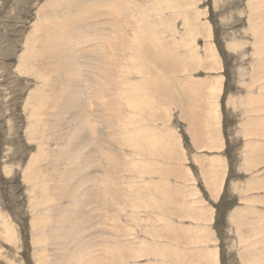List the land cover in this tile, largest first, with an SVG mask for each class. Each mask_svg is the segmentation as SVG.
Returning <instances> with one entry per match:
<instances>
[{"label":"rangeland","instance_id":"1","mask_svg":"<svg viewBox=\"0 0 264 264\" xmlns=\"http://www.w3.org/2000/svg\"><path fill=\"white\" fill-rule=\"evenodd\" d=\"M261 15L0 0V264H264Z\"/></svg>","mask_w":264,"mask_h":264},{"label":"bare ground","instance_id":"2","mask_svg":"<svg viewBox=\"0 0 264 264\" xmlns=\"http://www.w3.org/2000/svg\"><path fill=\"white\" fill-rule=\"evenodd\" d=\"M262 17V15L260 16V19L262 20V23L259 25H254L252 28H251V32H253V34H254V43H253V47H254V50H255V58H257L258 59V62H259V65L258 66H256V67H258L257 68V72H258V74L256 75V77L254 78V79H256L257 78V76L259 75L260 76V74H262L264 71V62H263V56H264V20L261 18ZM140 28V27H139ZM151 30V29H150ZM135 33V32H134ZM140 41V40H139ZM138 41V42H139ZM154 46V45H153ZM142 47V46H141ZM28 49H29V47H27ZM142 49L140 48V51H141ZM140 54V53H139ZM24 57V56H23ZM153 57V56H152ZM151 57V58H152ZM27 59V58H26ZM28 60V59H27ZM259 60H261V61H259ZM256 61V60H255ZM94 62V60H92V61H90L89 63H93ZM85 64V63H84ZM83 64V65H84ZM85 65H87V64H85ZM89 65V64H88ZM153 70V69H152ZM90 71V70H89ZM152 79V78H151ZM259 89V88H258ZM254 94V93H253ZM252 98V97H251ZM247 99V98H246ZM250 100V99H249ZM252 100V99H251ZM254 100H256L257 101V98H255ZM253 100V101H254ZM259 101V100H258ZM90 102V101H89ZM232 102V101H231ZM250 103V105L252 104V102L250 101L249 102ZM249 105V106H250ZM260 106V105H259ZM79 107H82L81 105L79 106ZM251 110H254V111H258L257 109H255V108H253V109H251ZM80 116V115H79ZM216 116V115H215ZM264 117V116H263ZM206 129H207V126H206ZM208 130V129H207ZM207 135H209V131L207 132ZM255 135V134H254ZM258 136H259V134H257ZM208 137V136H207ZM255 138H257V137H255ZM259 138V137H258ZM208 139V138H207ZM209 140H210V142H211V139L209 138ZM263 142V141H262ZM251 143V142H250ZM249 144V143H248ZM264 144H255V143H253L252 142V144H249L248 145V148H247V152H249V153H251V155H250V161L252 162L251 163V167H257L256 165H258V164H260L261 163V161H264V160H261V158H260V155H264V146H263ZM208 147V146H207ZM152 155H153V153H152ZM262 158H264V157H262ZM31 169H32V167H31ZM212 169L214 170V168L212 167ZM212 176V175H211ZM81 184V183H80ZM79 185V184H78ZM256 186H252L251 188L253 189V188H255ZM78 188V187H77ZM252 212H254V211H252Z\"/></svg>","mask_w":264,"mask_h":264},{"label":"crops","instance_id":"3","mask_svg":"<svg viewBox=\"0 0 264 264\" xmlns=\"http://www.w3.org/2000/svg\"><path fill=\"white\" fill-rule=\"evenodd\" d=\"M212 143V142H211Z\"/></svg>","mask_w":264,"mask_h":264}]
</instances>
